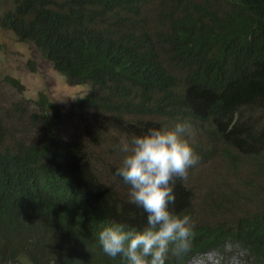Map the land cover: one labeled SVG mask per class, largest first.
I'll return each mask as SVG.
<instances>
[{
	"label": "trees",
	"instance_id": "obj_1",
	"mask_svg": "<svg viewBox=\"0 0 264 264\" xmlns=\"http://www.w3.org/2000/svg\"><path fill=\"white\" fill-rule=\"evenodd\" d=\"M0 26L89 87L69 134L42 95L32 138L0 115V264H127L99 243L111 223H147L117 174L120 142L178 122L199 161L169 207L194 227L165 264L234 251L264 264V0H0Z\"/></svg>",
	"mask_w": 264,
	"mask_h": 264
},
{
	"label": "clouds",
	"instance_id": "obj_2",
	"mask_svg": "<svg viewBox=\"0 0 264 264\" xmlns=\"http://www.w3.org/2000/svg\"><path fill=\"white\" fill-rule=\"evenodd\" d=\"M190 128L178 122L120 142L123 159L117 174L130 186V202L147 213V223L140 229L121 223L103 227L99 243L107 256H122L127 264H165L169 253L179 258L189 252L193 221L169 206L175 202L174 179L187 180L189 168L199 161L184 138Z\"/></svg>",
	"mask_w": 264,
	"mask_h": 264
},
{
	"label": "rangeland",
	"instance_id": "obj_3",
	"mask_svg": "<svg viewBox=\"0 0 264 264\" xmlns=\"http://www.w3.org/2000/svg\"><path fill=\"white\" fill-rule=\"evenodd\" d=\"M88 88V85L68 82L33 44L19 41L13 31L0 26V115L15 138L35 136L32 129L25 130V127L28 113L39 112L37 101L41 95L60 109L62 128L68 134L74 131L78 122L67 110ZM235 252L223 262L217 253L209 252L186 264H242Z\"/></svg>",
	"mask_w": 264,
	"mask_h": 264
}]
</instances>
